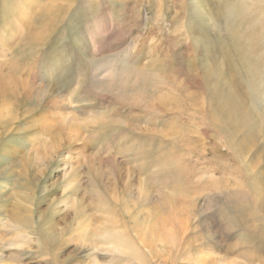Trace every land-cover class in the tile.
Instances as JSON below:
<instances>
[{"label": "rangeland", "instance_id": "obj_1", "mask_svg": "<svg viewBox=\"0 0 264 264\" xmlns=\"http://www.w3.org/2000/svg\"><path fill=\"white\" fill-rule=\"evenodd\" d=\"M109 222L264 264V0H0V264H137Z\"/></svg>", "mask_w": 264, "mask_h": 264}, {"label": "bare ground", "instance_id": "obj_2", "mask_svg": "<svg viewBox=\"0 0 264 264\" xmlns=\"http://www.w3.org/2000/svg\"><path fill=\"white\" fill-rule=\"evenodd\" d=\"M232 98V97H231ZM233 101V99H231ZM234 103V101L232 102ZM238 111V109H236ZM240 113V111H238ZM228 114V113H227ZM235 120L234 116L229 115L228 121ZM232 123H234L232 121ZM110 227H107L105 229L106 234L104 237H106V240L108 241L106 244H108L109 248L108 251L112 250L113 252H119L121 254H130L131 257L138 260L137 264H144V259L140 256V253L136 250L135 245H133L130 241V239L124 237L121 233H117L114 231V228L111 227V223L109 222ZM108 233L111 235L108 236ZM172 237V236H171ZM111 239V240H110ZM102 244H105L106 241L101 238L100 241Z\"/></svg>", "mask_w": 264, "mask_h": 264}]
</instances>
